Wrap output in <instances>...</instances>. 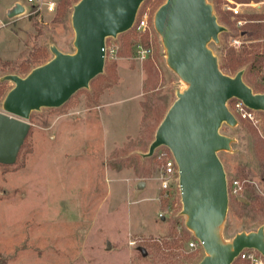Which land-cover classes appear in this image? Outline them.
Here are the masks:
<instances>
[{
  "label": "rangeland",
  "instance_id": "rangeland-1",
  "mask_svg": "<svg viewBox=\"0 0 264 264\" xmlns=\"http://www.w3.org/2000/svg\"><path fill=\"white\" fill-rule=\"evenodd\" d=\"M23 1L0 0V83H5L7 92L14 87L7 76L27 77L54 58L52 49L63 54L75 51L73 2L62 21L56 15L7 18V12ZM165 1L145 0L137 12L147 15L149 30L139 36L134 33L131 43L146 35L152 50L148 61L139 62L131 51L123 50L120 34L115 37L120 58L107 62L115 65L114 84L100 82L97 94L92 93L97 82L89 83L63 106L31 112L25 147L13 165H0V264H198L206 255L203 248L188 246L196 238L186 227L179 189L173 186L167 193L160 189L158 154L165 149H156L152 161L145 156L167 111L188 87L168 66L166 49L154 28V17ZM261 2L241 8L242 13L264 15ZM212 10L226 29L207 46L220 65L221 52L230 48L235 36L220 22L214 4ZM261 45L264 48V39ZM37 49L42 51L32 58ZM241 71L243 82L255 93L244 77L245 69ZM258 76L264 78V64ZM3 100L0 97V112H4ZM229 102L236 122L221 124L219 134L230 143L217 156L228 198L232 196L241 209L250 205L249 191L264 201V181L250 166L255 161L252 141L264 142V112L256 111L253 124L239 118L233 112L234 101ZM103 103L109 105L101 108ZM244 164H249L252 174L239 170ZM234 180L241 190L233 195ZM140 182L145 187L136 194ZM227 217L228 210L216 232L222 245L231 244L237 234L264 229L261 215L255 221L242 217L230 223ZM182 229L190 237L177 241L173 257L162 243L170 242L171 231L181 234ZM153 244H161V251Z\"/></svg>",
  "mask_w": 264,
  "mask_h": 264
},
{
  "label": "water",
  "instance_id": "water-1",
  "mask_svg": "<svg viewBox=\"0 0 264 264\" xmlns=\"http://www.w3.org/2000/svg\"><path fill=\"white\" fill-rule=\"evenodd\" d=\"M144 1L80 0L72 12L74 53L52 49L54 58L27 77L5 78L14 87L0 112V165L15 163L30 131L27 120L32 111L63 106L103 72L105 40L130 30ZM23 13L17 3L7 18ZM153 24L166 49L168 66L188 87L167 111L145 156L166 147L175 160L186 227L206 253L198 264H233L245 249H254L264 258L262 227L235 235L227 246L216 233L225 222L229 200L217 152L228 150L230 140L219 134V128L223 122H236L227 103L236 99L248 109L264 112V94L253 93L243 82V71L230 77L219 69L207 46L226 29L219 25L208 0H166ZM144 187V182L138 183L136 194ZM141 253L146 255L143 249Z\"/></svg>",
  "mask_w": 264,
  "mask_h": 264
},
{
  "label": "trees",
  "instance_id": "trees-1",
  "mask_svg": "<svg viewBox=\"0 0 264 264\" xmlns=\"http://www.w3.org/2000/svg\"><path fill=\"white\" fill-rule=\"evenodd\" d=\"M79 1L80 0H61L59 8L56 13V19L64 20L67 17L68 8L71 7V3L73 2V4L76 5ZM236 1L241 4L261 2V0H236ZM211 2L216 7V11L219 16L220 22L224 24L226 28L228 27L229 31L232 30V33L235 37L241 36V41H242L241 50L239 52H237V50L232 46H230V48H228L227 50H223L221 52L222 57H221L219 69L225 75L236 74L237 72L241 71V69H245L244 77H246V81H248L253 86L255 93L264 94V85H260L261 80H263L264 78L263 77L260 78V76H258L264 64V48L261 45V39H264V24L261 25V22L264 21V15L243 14L241 18L246 19L248 22L242 27L240 31H238L235 29L233 23H230L229 14L222 10V1L212 0ZM32 16L34 15H29V17ZM134 33H135L134 28H131L127 32L121 34V39L123 41L122 42L123 50L128 52L132 50L131 36ZM142 37L143 38L141 39V43L144 46L149 47V44L147 43L146 35L144 36L142 35ZM40 51L42 50L37 49L32 55V58H35ZM114 68L115 65L113 63H107V62L105 63L103 73L96 76L93 80L90 81V85H94V83L97 82V85L94 87L92 93L98 94L100 82H107L109 84H114L116 79ZM4 85L5 83H0V97L2 98H5L4 96H6V94L8 93L7 90L4 89ZM232 100L235 101V99ZM232 100H230V102ZM250 135L252 140L253 134L250 133ZM24 147H25V141L21 149H23ZM247 147H248L247 149H249V145ZM245 148H246V144H245ZM250 149L255 158V161L250 166L251 168L254 167L257 170L259 176L264 181V142L260 139L253 140ZM153 159H154V155L148 157V159L146 160L152 161ZM248 167L249 164H244L242 165V167H239V170L242 173L247 172V174L250 175L252 174L251 172L252 169ZM247 199L249 200L250 205L244 206L241 209H239V207H237L238 204L235 201V199L229 195L228 217H227L228 223H230L232 219H239L242 217H249L252 221L256 220L257 215H261L262 217H264V201H262L260 197L253 194L252 191H249L247 193ZM255 229L257 230V227L254 228V230ZM254 230H250V231H254ZM180 233L181 234H176L173 231H171L168 234V237L171 238L170 242L162 243V245L164 246L163 249L170 252L169 254L172 255L173 257L175 256L174 255L175 253L172 252H174L176 248H178L177 241L178 240L187 241L190 237V234L185 229H182V232ZM159 245L153 244L155 249L161 251V246ZM163 257H165L164 259H166L167 255H164ZM233 264H247V262L241 260L240 258H237Z\"/></svg>",
  "mask_w": 264,
  "mask_h": 264
},
{
  "label": "built area",
  "instance_id": "built-area-1",
  "mask_svg": "<svg viewBox=\"0 0 264 264\" xmlns=\"http://www.w3.org/2000/svg\"><path fill=\"white\" fill-rule=\"evenodd\" d=\"M222 10L229 14L230 20L236 30L240 31L242 27L248 22L246 19L241 18L243 15L241 8H254L259 6V3L241 4L236 0H221ZM61 0H24L21 5L24 8L23 15H34L37 17L56 15ZM264 24V21L261 22ZM136 35H141L145 31L149 30L147 15L139 16L137 13L133 27ZM241 36H236L231 39V46L235 49L241 48ZM121 50L120 45L115 42V38H107L104 43V60L105 62H114L118 60L119 52ZM131 55L139 62H144L152 57V50L149 46H144L141 40H136L132 44ZM233 112L243 120H247L256 123L255 113L256 111L248 109L241 101H234ZM164 152L158 154V159L161 162V168L158 171L157 180L159 181L160 189L164 193H167L173 186L179 189L178 184V168L171 152L166 148ZM241 190V185L238 181L234 180L230 184V193L238 194ZM189 248L197 249L202 248L201 243L194 239L189 242ZM238 258L246 261L248 264H264V258L262 255L254 249H245L240 252Z\"/></svg>",
  "mask_w": 264,
  "mask_h": 264
},
{
  "label": "crops",
  "instance_id": "crops-1",
  "mask_svg": "<svg viewBox=\"0 0 264 264\" xmlns=\"http://www.w3.org/2000/svg\"><path fill=\"white\" fill-rule=\"evenodd\" d=\"M109 105V103H103L100 107L102 108H104V107H106V106H108Z\"/></svg>",
  "mask_w": 264,
  "mask_h": 264
}]
</instances>
